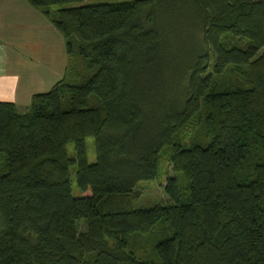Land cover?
Listing matches in <instances>:
<instances>
[{
    "label": "trees",
    "instance_id": "16d2710c",
    "mask_svg": "<svg viewBox=\"0 0 264 264\" xmlns=\"http://www.w3.org/2000/svg\"><path fill=\"white\" fill-rule=\"evenodd\" d=\"M24 1L66 57L0 102V264H264V0Z\"/></svg>",
    "mask_w": 264,
    "mask_h": 264
},
{
    "label": "rangeland",
    "instance_id": "374dc122",
    "mask_svg": "<svg viewBox=\"0 0 264 264\" xmlns=\"http://www.w3.org/2000/svg\"><path fill=\"white\" fill-rule=\"evenodd\" d=\"M118 1H125V0H83V2H92V3H99V2H118ZM25 7L28 10L26 12V16L23 17L20 13L18 16V24L19 28L16 30L18 32L14 33L11 36V14L4 13V19L1 23L0 29V39L6 41L8 47L13 49H19L21 52L20 54L24 57V62L22 63L21 60L19 62V69L22 67L21 64H24V76L21 79L29 82L31 79V75L33 74V69L40 71L41 73L48 72L50 74H46L45 84L47 81V87L43 88V92L47 91L49 87L57 81L61 75L60 73L56 72L55 70H51V68L55 67V65L60 66L63 57L65 59V49L64 43L61 35L50 25V23L45 18L43 11L41 9H36L30 7L24 0H23ZM57 6H52L49 9L54 10ZM34 22L37 30L35 28V34H31L30 27H27V23ZM25 23V24H24ZM30 23V24H31ZM10 24V25H9ZM21 24L23 25V28ZM17 40V42H16ZM245 40H243L244 42ZM12 45V46H11ZM8 49V50H9ZM61 69L60 67H58ZM41 91V92H42ZM85 151H86V160L88 163H93L95 160L94 154V146H93V139L91 137H86L84 139ZM66 155L68 157H73V145L67 144L65 147ZM164 155L162 156V158ZM73 166L70 167V176H69V184H70V192L73 197H78L79 192L75 186L74 177H73ZM180 173H173L171 170L170 165L167 163L165 159H162L159 163L157 175L154 179L148 181H140L136 184L135 189L140 192L138 199L134 202V207L139 208H146L151 205H164L168 202L167 197L163 193V185L166 176H179ZM143 254H147L148 250L143 251ZM141 254V255H143Z\"/></svg>",
    "mask_w": 264,
    "mask_h": 264
},
{
    "label": "crops",
    "instance_id": "0c3cea01",
    "mask_svg": "<svg viewBox=\"0 0 264 264\" xmlns=\"http://www.w3.org/2000/svg\"><path fill=\"white\" fill-rule=\"evenodd\" d=\"M22 3H24L23 0H0V29L2 21L7 19L6 17L4 18V13L9 12L11 14V25H9L11 26V31H14L11 33V36L18 32L16 31L19 28V24L17 23L19 21L17 15L20 13L23 17H25L26 12L30 11L28 10V6L26 8ZM30 23H27V27L32 25L30 32L31 34H35V28L37 30V27L33 21L31 24ZM21 26L22 27L20 28H23L22 24ZM7 47L8 45L6 41L0 39V102L13 103L17 111L19 113H23L29 104L31 96L34 93H40L43 88L49 86L47 85V81L45 84V79L46 74L50 73H41L40 71L33 69V74L31 75L32 77L29 82H26L24 79L22 80L21 77L23 78L24 76V64H21L22 67L19 69L20 66L18 61L21 60L23 63L24 57L22 54H20L21 52L19 49L11 50V48L9 49ZM61 58V65H55L54 68H51V70H55L56 72L60 73V75H62L65 65V59L63 57Z\"/></svg>",
    "mask_w": 264,
    "mask_h": 264
}]
</instances>
